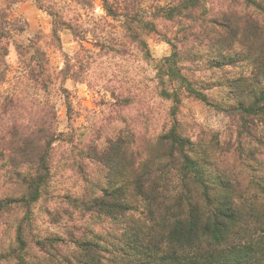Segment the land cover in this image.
Returning a JSON list of instances; mask_svg holds the SVG:
<instances>
[{"label": "clouds", "instance_id": "obj_1", "mask_svg": "<svg viewBox=\"0 0 264 264\" xmlns=\"http://www.w3.org/2000/svg\"><path fill=\"white\" fill-rule=\"evenodd\" d=\"M0 264H264V0H0Z\"/></svg>", "mask_w": 264, "mask_h": 264}]
</instances>
